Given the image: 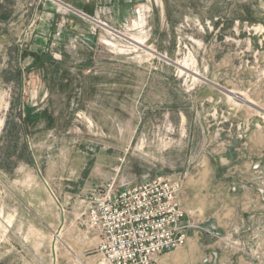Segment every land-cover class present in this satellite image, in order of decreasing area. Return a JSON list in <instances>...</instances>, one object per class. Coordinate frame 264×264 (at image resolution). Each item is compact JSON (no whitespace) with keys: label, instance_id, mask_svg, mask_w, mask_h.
I'll use <instances>...</instances> for the list:
<instances>
[{"label":"rangeland","instance_id":"374dc122","mask_svg":"<svg viewBox=\"0 0 264 264\" xmlns=\"http://www.w3.org/2000/svg\"><path fill=\"white\" fill-rule=\"evenodd\" d=\"M87 1L0 0V264H99L75 195L154 176L198 220L166 264H264V0Z\"/></svg>","mask_w":264,"mask_h":264},{"label":"built area","instance_id":"2783aa9c","mask_svg":"<svg viewBox=\"0 0 264 264\" xmlns=\"http://www.w3.org/2000/svg\"><path fill=\"white\" fill-rule=\"evenodd\" d=\"M183 184L163 176L97 186L75 195L80 217L95 232L99 264H159L182 248L194 228L180 201Z\"/></svg>","mask_w":264,"mask_h":264},{"label":"trees","instance_id":"16d2710c","mask_svg":"<svg viewBox=\"0 0 264 264\" xmlns=\"http://www.w3.org/2000/svg\"><path fill=\"white\" fill-rule=\"evenodd\" d=\"M1 20L6 19L5 15L1 16ZM17 75L20 73L17 69ZM22 127L14 122L10 123V127L6 133V146H4V152L0 160V170L11 172L17 162L24 158L26 155L29 157V151L26 143H20V136L22 133ZM9 166V168H8Z\"/></svg>","mask_w":264,"mask_h":264},{"label":"crops","instance_id":"0c3cea01","mask_svg":"<svg viewBox=\"0 0 264 264\" xmlns=\"http://www.w3.org/2000/svg\"><path fill=\"white\" fill-rule=\"evenodd\" d=\"M64 1H69V2L73 3V5L77 7V10H79V11L81 10V12L82 11L83 12L84 11H88V12H92L93 11L94 12V6H93V4H95V3H89L87 0L86 1L85 0L84 1L82 0L83 1L82 3H80L78 0H64ZM100 2L102 3V0H100ZM104 3L105 4H113L117 8V10L119 11L120 7H122L123 5L128 6L132 2L130 3L129 0H104ZM186 212L190 216H192V218H193V215L195 214L194 213L195 211H192V212L186 211ZM228 214H230V211H228ZM196 217H197V215L195 214V218H193V219L196 220ZM196 221H198V220H196ZM195 227L196 226L194 225V228ZM158 263L159 264H166L164 262V259L161 258V257L158 258Z\"/></svg>","mask_w":264,"mask_h":264}]
</instances>
